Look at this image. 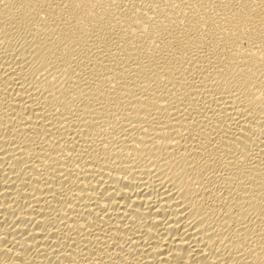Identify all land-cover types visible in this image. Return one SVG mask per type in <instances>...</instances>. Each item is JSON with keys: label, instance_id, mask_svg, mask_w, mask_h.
<instances>
[{"label": "bare ground", "instance_id": "obj_1", "mask_svg": "<svg viewBox=\"0 0 264 264\" xmlns=\"http://www.w3.org/2000/svg\"><path fill=\"white\" fill-rule=\"evenodd\" d=\"M0 264H264V0H0Z\"/></svg>", "mask_w": 264, "mask_h": 264}]
</instances>
